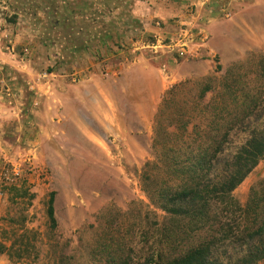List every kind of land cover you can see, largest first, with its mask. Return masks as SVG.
<instances>
[{
	"label": "rangeland",
	"instance_id": "rangeland-1",
	"mask_svg": "<svg viewBox=\"0 0 264 264\" xmlns=\"http://www.w3.org/2000/svg\"><path fill=\"white\" fill-rule=\"evenodd\" d=\"M170 1L161 19L167 1L0 0V264H142L188 245L142 188L153 118L185 81L188 109L206 84L205 111L235 92L264 100V0ZM253 131L264 104L224 157ZM263 179L264 158L235 203Z\"/></svg>",
	"mask_w": 264,
	"mask_h": 264
},
{
	"label": "trees",
	"instance_id": "trees-1",
	"mask_svg": "<svg viewBox=\"0 0 264 264\" xmlns=\"http://www.w3.org/2000/svg\"><path fill=\"white\" fill-rule=\"evenodd\" d=\"M188 84L178 83L161 99L153 118L152 161L142 176L152 204L177 221L180 230H168L169 238L175 242L183 235L188 245L175 247L171 255H149L142 264H262L264 179L244 206L235 203L232 193L264 158V131H253L234 157L224 153L231 132L253 118L264 100L235 92L223 97V109L205 111L202 102L212 89L206 84L188 109ZM53 202L51 193L47 216L52 229L57 227ZM115 264L130 263L119 258Z\"/></svg>",
	"mask_w": 264,
	"mask_h": 264
},
{
	"label": "crops",
	"instance_id": "crops-1",
	"mask_svg": "<svg viewBox=\"0 0 264 264\" xmlns=\"http://www.w3.org/2000/svg\"><path fill=\"white\" fill-rule=\"evenodd\" d=\"M158 1L162 2V3H165V4H166V1H167V3H169V4H167L168 6H170V7L173 6L172 4H170V3H172L170 0H158ZM191 1L194 2V0H190V2ZM195 1L196 2L194 4H199L200 2H203V0H195ZM158 7H160V5L157 6V8H155V10H152L153 11V17H155V18L166 19V18L171 17L173 15V13H174V12H172L173 11L172 7L171 8H163V7H161L160 9H158ZM142 21L147 23L146 20H142Z\"/></svg>",
	"mask_w": 264,
	"mask_h": 264
}]
</instances>
